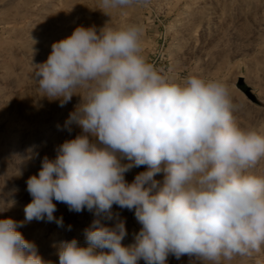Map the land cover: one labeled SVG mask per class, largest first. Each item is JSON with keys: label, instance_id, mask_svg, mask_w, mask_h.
Instances as JSON below:
<instances>
[{"label": "clouds", "instance_id": "9594fccd", "mask_svg": "<svg viewBox=\"0 0 264 264\" xmlns=\"http://www.w3.org/2000/svg\"><path fill=\"white\" fill-rule=\"evenodd\" d=\"M148 2L100 0V8ZM142 35L138 24L99 33L78 26L34 65L43 96L60 107L81 97L61 129L76 125L81 134L27 179L24 221L0 219V264H46L17 229L34 219L64 227L53 200L96 217L84 230L87 246L60 242L59 264H167L169 255L230 264L264 249V175L250 171L264 159V134L236 124L223 82L189 75L177 83L161 74L142 54ZM140 166L147 170L128 183L125 173ZM113 205L134 210L142 225L131 245L122 244L124 220L102 223L114 220Z\"/></svg>", "mask_w": 264, "mask_h": 264}, {"label": "rangeland", "instance_id": "374dc122", "mask_svg": "<svg viewBox=\"0 0 264 264\" xmlns=\"http://www.w3.org/2000/svg\"><path fill=\"white\" fill-rule=\"evenodd\" d=\"M129 24L142 26V54L161 74L177 83L189 75L223 82L237 107L236 124L264 134V0H149L110 10L101 9L100 0H0V219L24 221V208L32 200L27 179L38 174L45 156L54 160L65 140L81 134L76 125L71 133L61 130L81 97L60 107L58 99L43 96L33 78L34 65L45 62L51 45L78 26L95 27L99 33L105 26ZM146 170L133 167L125 180L131 183ZM250 171L264 175V159ZM155 179L162 181L163 173ZM53 203L64 227L34 219L17 229L36 245L46 264H59L62 241L75 238L87 246L84 230L96 219L86 209L77 213ZM112 212L114 220L102 223L124 220L128 235L122 244H133L142 228L134 210L113 205ZM167 264L191 261L187 255L180 260L169 255ZM230 264H264V249Z\"/></svg>", "mask_w": 264, "mask_h": 264}]
</instances>
